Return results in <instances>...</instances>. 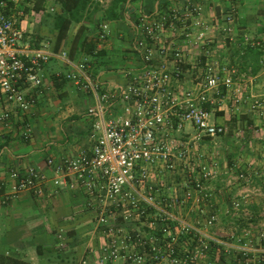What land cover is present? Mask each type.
I'll return each instance as SVG.
<instances>
[{"label": "built area", "instance_id": "obj_1", "mask_svg": "<svg viewBox=\"0 0 264 264\" xmlns=\"http://www.w3.org/2000/svg\"><path fill=\"white\" fill-rule=\"evenodd\" d=\"M37 2L0 0V127L8 129L18 118L21 136L28 140L27 116L37 103L34 92L43 86L47 65L57 58L75 68L65 79L94 98L88 108L92 147L59 165L49 159L48 165L65 176L67 186L87 196L104 237L102 264L119 258L115 239L122 233L135 236L140 219L151 214L174 219L163 205L165 193L172 188L181 187V193L171 196L170 207L189 202L200 206L209 197L207 184L222 174L225 187H239L238 198L232 202L234 214L239 215L245 203L264 201V122L258 119L264 118V82L247 72L239 74L237 67L227 63L214 45L217 20L207 19L193 2L183 10L140 16L129 54L138 56L141 66L123 70L126 82L114 85L94 73L92 59L75 64L67 50L57 53L48 44L33 48L27 26ZM236 15L234 11L222 20L220 37L231 43L237 39ZM99 27L100 39H108L110 26L102 23ZM243 45L262 46L247 36ZM102 51L103 44H97L93 57ZM239 79L249 80L250 88L255 85L263 91L249 103L258 115L252 135L259 145L251 151L253 158H239L231 169L221 171L208 143L216 144L215 138L231 134L229 118L224 122L213 118L217 119L218 111L230 110L229 100L242 99ZM240 123L234 136L247 138L248 131ZM178 170L189 171V175L178 177ZM11 177L15 181L11 195L36 188L45 179L34 167L24 173L13 170ZM256 181L260 183L255 185ZM217 220L213 213L208 223ZM145 237L140 234L143 243H147ZM60 245L63 248L62 242ZM153 255L158 258L157 253Z\"/></svg>", "mask_w": 264, "mask_h": 264}, {"label": "crops", "instance_id": "obj_2", "mask_svg": "<svg viewBox=\"0 0 264 264\" xmlns=\"http://www.w3.org/2000/svg\"><path fill=\"white\" fill-rule=\"evenodd\" d=\"M108 1L101 5L97 0H93L88 19L83 21L82 25L87 28L86 35L94 37L99 35V26L107 23L111 29L108 37L111 44L109 50L104 55L92 58L79 48L71 55L72 42L79 28L77 24L71 26L63 50L69 51L75 64L92 59L95 63L94 73L102 80L116 85L126 82L123 70H136L141 66L138 56L129 54L139 17L176 8L183 10L187 0H124L117 9L115 19L108 18V10L113 0ZM194 1L202 7L209 20L224 13L234 4L237 5L240 18L236 34L240 37L231 43L216 32L217 43L214 45L219 46V51L227 63L238 68L239 74L247 72L252 76L262 75L264 60L256 71L254 66L256 60L264 59V54L257 56L255 60L251 58L247 54V48L252 47L243 45V37L247 36L264 46V0ZM220 21H216L219 28L222 27ZM30 25L29 23L27 26L29 31ZM49 25L45 35L34 36L36 43L31 42L33 48H41L45 44L53 48L56 32L51 21ZM120 62L124 65H120ZM118 65L123 69L116 71ZM74 70V67L57 58H53L47 65L43 86L34 92L37 103L27 116L31 128V137L28 140L21 136V122L18 118H14L10 128L0 127L2 255L32 264L99 263L104 237L99 231L95 212L87 196L67 186L65 176L57 174L53 167L48 165L49 159L59 165L65 158H73L92 147L93 142L89 135L92 121L88 108L93 105L94 98L65 79L66 74ZM239 80L241 90L250 88L249 80ZM255 87L257 86L254 85L253 88ZM243 120L240 118L238 122ZM256 122L249 120L251 126L257 124ZM232 159L234 162L223 163L221 171H224L225 167H233L236 157ZM32 167L45 176L44 181L36 188L21 190L11 195V186L15 183L11 172L18 170L24 173ZM221 201H224L223 198ZM61 242L64 244L63 248Z\"/></svg>", "mask_w": 264, "mask_h": 264}, {"label": "rangeland", "instance_id": "obj_3", "mask_svg": "<svg viewBox=\"0 0 264 264\" xmlns=\"http://www.w3.org/2000/svg\"><path fill=\"white\" fill-rule=\"evenodd\" d=\"M98 2L105 5L109 1ZM189 2L198 4L194 0H187L186 4ZM52 7L55 9L54 11L51 10ZM236 7L237 5L234 4L213 19L219 22L220 19L223 20L236 11L235 36L238 38L240 35L236 34V27L238 28L240 14ZM58 10L57 0H44L40 10H35V13L30 16L32 34L28 35L33 36L32 42L36 41L34 36L45 35V32L48 31L47 28L50 27L49 15ZM178 10L180 9L178 8ZM221 30L222 27L219 28L218 25L217 33L220 35H222ZM121 69L123 68L118 65L116 71ZM259 81L260 83L264 82V73L259 76ZM238 82L241 83L240 80ZM261 93L263 91L258 86L242 90L240 101L229 100L227 102V106L230 108L227 113L216 112L217 119L213 118V120L224 122L229 118L227 123L231 131L227 138H215L216 144L207 142L213 148L214 156L220 167L227 161L232 162L233 157H236L235 160L248 158V156L253 158L251 151L258 148L259 142L252 135V126L249 120H255L258 115L251 110L249 103L252 99L258 98ZM237 107L238 109H236ZM240 118L244 119L242 125L249 134L244 139L234 136V132L241 124L238 123ZM258 119L261 123L264 122V118ZM177 173L178 177L189 175V171L186 170H178ZM224 179L225 175L219 174L215 180L207 184L205 193L209 194V197L207 201L200 203V206L189 202L186 205H180L181 207L177 203L170 207L171 196L181 193V187L168 190L165 193L163 205L166 212L174 219L160 218L155 214L140 219L141 223L137 224L138 231L135 236L126 233L117 236L115 240L120 247L119 258L108 259L107 264H238L240 261L244 264H264V201L253 200L250 203H245L241 207L239 215L234 214V211L231 210L232 202L237 197V188L239 187L229 190L224 185ZM259 183L256 181L255 185ZM178 189L180 190L176 191ZM213 192L215 195H212ZM213 213L218 216V220L209 224V217ZM147 225L152 227H146ZM164 228L167 232H164ZM140 234L146 235L147 243L140 240ZM153 248H156V251H153ZM153 253H157L158 258ZM101 259L100 255L98 264H102Z\"/></svg>", "mask_w": 264, "mask_h": 264}, {"label": "trees", "instance_id": "obj_4", "mask_svg": "<svg viewBox=\"0 0 264 264\" xmlns=\"http://www.w3.org/2000/svg\"><path fill=\"white\" fill-rule=\"evenodd\" d=\"M124 0H113L109 10L108 18L115 19L117 17V9ZM44 0H38L35 5V10L39 11L41 4ZM93 0H57L59 5V10L49 15L51 24L56 32V38L54 42L53 49L55 52L59 53L63 50L64 43L68 37V33L73 24L79 25L78 31L74 36L72 46H71V55L74 54L76 49L80 48V51H85L87 55L93 57L95 48L97 44H103V51L99 54L104 55L106 51L109 50L111 44L108 39L101 40L99 36L90 37L86 35V29L82 23L88 19L89 11L92 6ZM264 46L256 48H247V54L255 60L259 55L264 54ZM263 48V49H262ZM260 60V61H259ZM256 60V65L254 66V71L261 64V61ZM262 66V65H261ZM0 264H32L30 262L19 260L13 257L0 254Z\"/></svg>", "mask_w": 264, "mask_h": 264}]
</instances>
